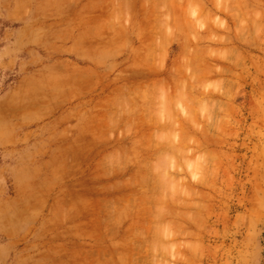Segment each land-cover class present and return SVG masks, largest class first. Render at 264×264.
<instances>
[{"label":"rangeland","instance_id":"obj_1","mask_svg":"<svg viewBox=\"0 0 264 264\" xmlns=\"http://www.w3.org/2000/svg\"><path fill=\"white\" fill-rule=\"evenodd\" d=\"M0 264H264V0H0Z\"/></svg>","mask_w":264,"mask_h":264}]
</instances>
